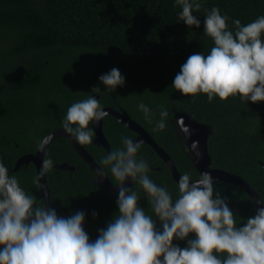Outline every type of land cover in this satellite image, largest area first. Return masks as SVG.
<instances>
[{"label": "trees", "instance_id": "16d2710c", "mask_svg": "<svg viewBox=\"0 0 264 264\" xmlns=\"http://www.w3.org/2000/svg\"><path fill=\"white\" fill-rule=\"evenodd\" d=\"M173 4L174 0H0V158L27 192L43 200L33 164L15 169L16 162L35 153L49 133L63 129L67 108L99 85L102 91L94 98L104 109L125 111L169 154L180 175H198L174 119L175 111L191 114L210 130V167L244 179L264 200V101L246 104L236 96L209 103L206 94L184 96L171 86L190 55H206L213 46L203 33L205 9L219 6L222 14L246 24L264 15V0H203L194 13L201 21L199 28L177 23L181 9ZM228 23L231 28V20ZM114 67L125 84L107 93L98 77ZM141 102L153 109L154 120L159 119L160 106L168 110L163 132L154 131L144 119L137 108ZM102 133L110 151L122 147L121 136L137 137L112 115L102 119ZM82 146L108 172L100 163L107 152L94 142ZM138 156L149 161L150 178L172 191L175 199L177 183L160 157L147 144H141ZM46 159L54 162L45 173L51 207L64 217L84 212V229L94 240L118 211V194L93 185V172L64 137L49 144ZM56 164L74 169L59 170ZM215 186L229 207L240 211H233L238 221L255 214L241 188L225 182ZM129 188L139 191L135 182ZM141 196L140 206L151 214V205L142 192ZM173 242L180 247L186 243Z\"/></svg>", "mask_w": 264, "mask_h": 264}, {"label": "clouds", "instance_id": "9594fccd", "mask_svg": "<svg viewBox=\"0 0 264 264\" xmlns=\"http://www.w3.org/2000/svg\"><path fill=\"white\" fill-rule=\"evenodd\" d=\"M202 2L174 0L173 6L181 9L177 23L199 28L201 21L194 13ZM203 33L213 46L206 55L198 52L186 59L172 88L184 96L206 94L209 103L216 97L224 101L236 96L246 104L264 101V15L242 24L213 6L205 9ZM98 80L107 93L125 84L115 67ZM101 91L99 85L93 86L85 99L67 108L61 121L64 132L80 145L93 142L89 124L107 116L93 95ZM137 108L154 131L166 129L169 112L164 106L159 107L156 120L148 105L141 102ZM182 130L189 133L187 126ZM120 141L122 147L107 152L100 161L108 172L99 168L96 174L103 178L110 172L119 189L118 211L94 240L83 227L84 212L58 216L54 208H46L43 200L21 187L0 158V264H264V200L257 201L253 216L238 221L210 173L191 171L179 176L174 199L172 191L150 178L149 161L138 156L143 141L134 143L127 136ZM191 147L197 149V142ZM195 156H200L199 151ZM53 165L51 159L43 161L39 185ZM129 179L139 191L125 187ZM141 192L151 214L139 204ZM174 239L186 241L185 246Z\"/></svg>", "mask_w": 264, "mask_h": 264}, {"label": "water", "instance_id": "95a60500", "mask_svg": "<svg viewBox=\"0 0 264 264\" xmlns=\"http://www.w3.org/2000/svg\"><path fill=\"white\" fill-rule=\"evenodd\" d=\"M107 115H112L122 126L128 128L132 132L136 133L137 137L133 139L135 143L138 140H142V144H147L149 147L153 149V151L160 157V159L165 163L167 166L170 175L174 179L176 183L179 181V172L174 164V161L171 159L168 153H166L152 138L151 136L137 123L130 119L128 114L123 111L122 109H113V108H105L103 109ZM174 119L176 122V126L179 129L182 137L183 144L186 150L189 152L192 160L193 167L198 172H209L213 178V183L218 182H225L231 183L239 188H241L250 198L254 209L259 207L257 201L261 200L257 192L254 188L246 182L244 179L240 178L237 175L232 173L211 168V157L208 152V137L210 134V130L207 126L197 123L193 118L192 115H188L186 113L174 112ZM185 126H187L189 133L185 134L182 130ZM93 130L95 133L94 144L101 146L106 152H110V147L108 142L106 141L103 133H102V120L96 123H93ZM58 137H64L68 140L74 151L77 155L83 160V162L90 168L93 172L95 179L92 181L93 185H101L104 189L112 194H118L119 189L113 185L107 176L100 178H96V174L99 175V168H101L96 161L91 157V155L85 150V148L78 144L75 140H73L67 133L64 132L63 129L55 130L49 133L39 144V147L36 150V153L30 155L22 156L15 164V169H18L23 164L33 163L35 165L36 174L38 175L41 168L42 163L44 161L45 152L49 146V144ZM197 142V149L193 150L191 145L193 142ZM199 151L200 156L197 158L195 156V152ZM264 167V163L261 164ZM55 168L59 170H70L72 171L74 168L68 164H59L56 165ZM40 185L42 186L40 189L41 197L43 202L45 203L46 208L51 207V197L49 193V189L47 186L46 176L44 174L43 177L40 178L39 181ZM132 181L126 180L125 187L131 185ZM231 210L240 213L238 209L234 206H230ZM158 225V220H157ZM84 227V223H83Z\"/></svg>", "mask_w": 264, "mask_h": 264}, {"label": "flooded vegetation", "instance_id": "af4514ba", "mask_svg": "<svg viewBox=\"0 0 264 264\" xmlns=\"http://www.w3.org/2000/svg\"><path fill=\"white\" fill-rule=\"evenodd\" d=\"M54 140H55V139H54ZM35 153H36V152H35ZM35 153H30V154H33V155H34ZM30 154H26V155H30ZM44 156H45V155H44ZM19 159H20V158H19ZM32 164H33V163H32ZM56 165H59V164H56ZM56 165H55V166H56ZM33 166L35 167L34 164H33ZM94 179H95V177L93 176V180H94Z\"/></svg>", "mask_w": 264, "mask_h": 264}, {"label": "bare ground", "instance_id": "6f19581e", "mask_svg": "<svg viewBox=\"0 0 264 264\" xmlns=\"http://www.w3.org/2000/svg\"><path fill=\"white\" fill-rule=\"evenodd\" d=\"M100 185V184H99Z\"/></svg>", "mask_w": 264, "mask_h": 264}]
</instances>
